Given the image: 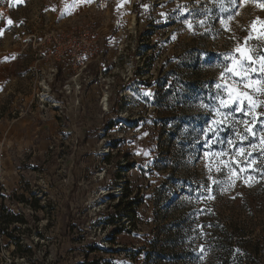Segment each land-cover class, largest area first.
Instances as JSON below:
<instances>
[{"label":"rangeland","instance_id":"374dc122","mask_svg":"<svg viewBox=\"0 0 264 264\" xmlns=\"http://www.w3.org/2000/svg\"><path fill=\"white\" fill-rule=\"evenodd\" d=\"M0 214V264H264V0H0Z\"/></svg>","mask_w":264,"mask_h":264},{"label":"trees","instance_id":"16d2710c","mask_svg":"<svg viewBox=\"0 0 264 264\" xmlns=\"http://www.w3.org/2000/svg\"><path fill=\"white\" fill-rule=\"evenodd\" d=\"M112 128V127H110ZM131 197V191L127 188L126 189V194L124 195V197L122 198V201H118L117 205H115L114 207L117 209V213L119 214L117 219H120V218H130L132 216V214L134 213V209L136 208L137 204H135L133 201L129 200V198ZM114 201V198L111 197ZM123 207V209H122ZM121 210L123 211L121 213ZM5 212V211H4ZM8 217V221H6V223H4V218H7ZM7 217H4V215L0 214V236L3 237V236H8L9 235V232L11 230H16V227H14L12 229V227L16 224L18 225H21L23 223V221H21L19 219V217L17 215H13L11 214L10 217L7 216ZM106 223L108 225H116L115 223V219H107L106 220ZM117 232V230L115 231ZM233 240H230V246H231V253L234 257H236V254L238 253L237 251V248L234 247V244H233ZM17 246H19L18 243H16ZM84 264H96V263H84ZM226 264H244V263H241V262H236V258H235V261H232V262H227Z\"/></svg>","mask_w":264,"mask_h":264},{"label":"snow or ice","instance_id":"6c2138e0","mask_svg":"<svg viewBox=\"0 0 264 264\" xmlns=\"http://www.w3.org/2000/svg\"><path fill=\"white\" fill-rule=\"evenodd\" d=\"M8 23H12V21H11V20H9V21H8Z\"/></svg>","mask_w":264,"mask_h":264}]
</instances>
